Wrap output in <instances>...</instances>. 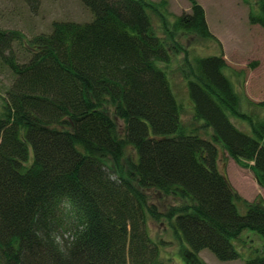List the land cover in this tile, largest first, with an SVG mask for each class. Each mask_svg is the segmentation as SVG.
I'll use <instances>...</instances> for the list:
<instances>
[{
    "label": "trees",
    "instance_id": "obj_1",
    "mask_svg": "<svg viewBox=\"0 0 264 264\" xmlns=\"http://www.w3.org/2000/svg\"><path fill=\"white\" fill-rule=\"evenodd\" d=\"M81 2L89 22L56 21L31 39L0 29L12 77L0 95V264H166L150 219L169 223L185 264H205L203 250L240 259L245 231L261 238L246 264H264V199L242 200L218 168L222 149L264 189V102L242 110L223 56L183 45L217 41L203 7L189 0L173 16L165 1ZM253 5L249 21L264 29V0ZM181 53L190 126L166 72ZM151 194L174 204L162 213Z\"/></svg>",
    "mask_w": 264,
    "mask_h": 264
},
{
    "label": "rangeland",
    "instance_id": "obj_2",
    "mask_svg": "<svg viewBox=\"0 0 264 264\" xmlns=\"http://www.w3.org/2000/svg\"><path fill=\"white\" fill-rule=\"evenodd\" d=\"M154 3L166 2L169 15L190 13L189 0H151ZM204 9L210 32L217 41L199 40L193 37H184L183 45L187 48L193 45V52L201 57L222 55L226 64V74L237 91L242 110L250 109L249 102L254 106L264 102V29L250 23V11L256 0L245 4L243 0H196ZM32 0H0V29L19 31L26 39L40 34H47L56 21L89 22L92 15L84 7L81 0H38L35 5ZM255 6L252 8L254 9ZM154 25L159 24L156 16H152ZM160 31H158L159 33ZM161 34V33H160ZM13 52L21 61L24 57L22 47L15 43ZM192 52V53H193ZM184 55L181 53L178 60H173L166 72L172 90L181 106V121L183 126L193 124L194 104L189 96L186 80L181 71ZM0 60V95L11 85L10 72L1 66ZM252 108V107H251ZM258 111V110H254ZM260 112V111H259ZM121 128V121L116 120ZM237 127L248 130L245 122L231 118ZM194 125V124H193ZM218 168L226 174L238 196L245 201L252 202L258 197L264 199V189L260 188L253 173L241 167L220 149ZM151 203L164 213L174 204L171 198L151 194ZM150 237L161 244V257L166 264H185L184 243L179 240L166 220L155 222L148 220ZM243 240L236 243L241 252L240 259L221 262L209 250H203L198 258L205 264H246V260L259 254L261 238L251 231L242 234ZM255 249L256 252H255ZM192 260V259H190Z\"/></svg>",
    "mask_w": 264,
    "mask_h": 264
}]
</instances>
